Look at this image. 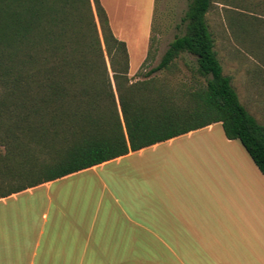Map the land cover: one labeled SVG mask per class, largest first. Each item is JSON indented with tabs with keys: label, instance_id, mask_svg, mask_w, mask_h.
Returning <instances> with one entry per match:
<instances>
[{
	"label": "trees",
	"instance_id": "obj_1",
	"mask_svg": "<svg viewBox=\"0 0 264 264\" xmlns=\"http://www.w3.org/2000/svg\"><path fill=\"white\" fill-rule=\"evenodd\" d=\"M213 3L190 0L184 32L132 81L100 0H0V198L215 122L264 175V124L223 73L206 20ZM232 21L259 41L256 20ZM183 53L196 75L171 90L153 74Z\"/></svg>",
	"mask_w": 264,
	"mask_h": 264
},
{
	"label": "crops",
	"instance_id": "obj_2",
	"mask_svg": "<svg viewBox=\"0 0 264 264\" xmlns=\"http://www.w3.org/2000/svg\"><path fill=\"white\" fill-rule=\"evenodd\" d=\"M216 126L0 198V264H264V175Z\"/></svg>",
	"mask_w": 264,
	"mask_h": 264
},
{
	"label": "rangeland",
	"instance_id": "obj_3",
	"mask_svg": "<svg viewBox=\"0 0 264 264\" xmlns=\"http://www.w3.org/2000/svg\"><path fill=\"white\" fill-rule=\"evenodd\" d=\"M189 1L103 0L113 33L126 43L132 81L144 79L145 73L158 64L169 42L184 32L183 16ZM213 1L206 20L223 73L231 78L238 98L247 111L260 124H264V3L255 8L253 3L258 0ZM233 18L256 20L261 27L255 35L259 41H252V34L249 37L244 32L232 31L231 27L238 24L232 21ZM195 69V58L183 53L169 70L158 71L153 76L159 82L164 81L171 90H177L182 85L192 83ZM222 133L221 126H216L209 134L218 137ZM236 142L241 145L239 141ZM115 169H118V164L111 162L55 185L74 184L101 175L105 170Z\"/></svg>",
	"mask_w": 264,
	"mask_h": 264
}]
</instances>
